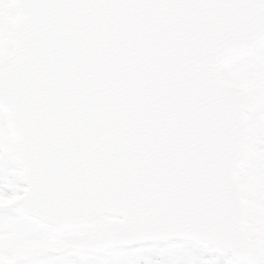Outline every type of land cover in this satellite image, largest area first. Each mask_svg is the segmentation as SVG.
<instances>
[{"label": "water", "instance_id": "obj_1", "mask_svg": "<svg viewBox=\"0 0 264 264\" xmlns=\"http://www.w3.org/2000/svg\"><path fill=\"white\" fill-rule=\"evenodd\" d=\"M11 2L0 109L20 213L54 236L89 230L85 247L191 241L252 260L250 110L225 73L264 45V0Z\"/></svg>", "mask_w": 264, "mask_h": 264}, {"label": "rangeland", "instance_id": "obj_2", "mask_svg": "<svg viewBox=\"0 0 264 264\" xmlns=\"http://www.w3.org/2000/svg\"><path fill=\"white\" fill-rule=\"evenodd\" d=\"M14 7L8 0H0V61L12 51L13 42L8 40V34L15 26ZM7 25H5V23ZM2 57H4L2 59ZM229 79L238 86H244L250 91L253 101V114L250 117L253 129V138L249 145L248 169L242 173V178L247 188V208L250 216V225L254 233L253 240L256 243L257 256L251 264H264V193L260 196L264 185V103H260L258 94L264 95V49L261 54L252 59L236 61L228 72ZM8 118L5 112L0 111V231L6 227L5 222L13 221L16 216L14 204L24 198V187L19 182L23 170L14 163L13 150L16 140L7 129ZM249 188V189H248ZM262 189V190H261ZM16 198V199H15ZM14 200V201H13ZM13 201V202H12ZM12 230L24 228V223L19 221L11 226ZM263 229V230H262ZM3 232V231H2ZM19 231L18 233H22ZM43 238V237H42ZM34 239L32 242L36 248L39 245L50 244L44 237ZM232 264L228 259H217L207 250L198 248L192 244L173 245H148L132 249H114L102 257L83 258L81 264ZM50 264H59L51 262ZM60 264H69L64 261Z\"/></svg>", "mask_w": 264, "mask_h": 264}, {"label": "flooded vegetation", "instance_id": "obj_3", "mask_svg": "<svg viewBox=\"0 0 264 264\" xmlns=\"http://www.w3.org/2000/svg\"><path fill=\"white\" fill-rule=\"evenodd\" d=\"M27 227L31 228L34 233L29 232ZM83 234L71 233L57 239L52 238L55 243L52 241L50 244L39 245L36 248L33 244L38 243L32 242L34 239H38V236L42 238L45 235L50 237L51 235L44 233L35 224L26 221L22 233H15L8 241H6L8 237L0 239V264H50L51 262L60 264L64 261H69V264H81L79 260L96 258L98 254H83L76 251L64 253V251Z\"/></svg>", "mask_w": 264, "mask_h": 264}]
</instances>
